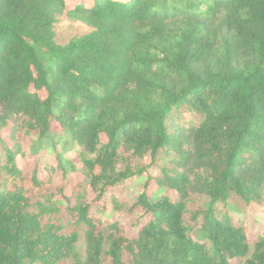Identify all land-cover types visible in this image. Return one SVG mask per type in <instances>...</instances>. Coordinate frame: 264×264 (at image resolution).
<instances>
[{"label":"trees","instance_id":"1","mask_svg":"<svg viewBox=\"0 0 264 264\" xmlns=\"http://www.w3.org/2000/svg\"><path fill=\"white\" fill-rule=\"evenodd\" d=\"M62 22L87 31L60 42ZM3 130L0 264H264V210L247 215L264 208V0H0ZM66 138L91 201L54 183ZM106 193L110 219L92 214Z\"/></svg>","mask_w":264,"mask_h":264},{"label":"rangeland","instance_id":"2","mask_svg":"<svg viewBox=\"0 0 264 264\" xmlns=\"http://www.w3.org/2000/svg\"><path fill=\"white\" fill-rule=\"evenodd\" d=\"M79 1H85L87 4L90 2V0H67L68 4H75ZM87 31V28L84 26L78 24V23H70V22H62L58 25L56 29L57 39L60 42H66L71 37L78 33H82ZM56 135H61L59 132L55 133ZM8 131L3 130L0 132V136L3 140H8ZM31 135H24L21 137V143L23 144L27 154L29 156H32L31 152V144L32 140ZM56 152L60 153L64 159L71 160L73 163V171H69L67 174V178L62 182L60 180H55V184H60L63 186V192L66 195H71L74 192H79L80 195L84 196L87 201H91L90 191L85 186L86 184V178L83 171L82 164L77 158V151L74 147V144L68 139H64L60 143L56 144ZM54 151L50 148H44L41 150V153L37 156L40 168H43L44 166L48 164H55L54 162ZM161 162L158 163L160 165ZM157 173V169L155 167H152L148 170V174L150 176H154ZM40 175L42 178H44V172L40 171ZM146 181V177H141L139 179H133L132 181H129V188L130 190L134 192H140L142 190L143 184ZM155 190V185L152 183L148 186L147 192L151 193ZM263 210L264 208L252 205L248 211V218L250 221V224H259L262 225L263 223ZM92 214L96 217L102 216L106 217L107 219H110L114 217L116 214H114L112 207L110 205V196L109 193H106L105 196L99 201L97 204H95L92 207ZM141 213L139 211H136L132 215L128 216V219L130 221L135 220L138 218V222L136 226H127V235L129 237H132L136 235L138 229L144 224L145 219L140 217ZM83 251H84V245H83V239L79 241L77 244V252L79 253L80 257H83Z\"/></svg>","mask_w":264,"mask_h":264}]
</instances>
